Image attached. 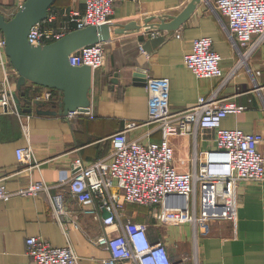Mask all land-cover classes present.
<instances>
[{"label":"crops","instance_id":"crops-1","mask_svg":"<svg viewBox=\"0 0 264 264\" xmlns=\"http://www.w3.org/2000/svg\"><path fill=\"white\" fill-rule=\"evenodd\" d=\"M54 1L40 24L54 31L73 30L75 23L70 22L68 14L73 10L82 12L85 0ZM189 1L116 0L108 23H136L140 28L124 30L104 41V62L100 68L92 69L88 110L72 117L60 113L58 90L55 89V96L45 102L34 100V83L27 82L18 89L15 86L18 72L0 45V81L5 79L7 72L20 104L16 111L0 105V184L10 191H18L20 187L43 179L52 187L49 192L42 191L35 196L13 194L8 200H0V264H35L25 252V237L30 235H41L52 245L69 244L79 256L78 264H106L103 260L109 256L107 248L90 240L104 233H119V224L128 219L146 223L150 240L164 243L176 264H263L264 179L239 182L234 222L226 218L213 219L197 222L196 226L192 222L162 224L151 217L148 207L132 203L124 204L117 223L106 224L102 220V210L97 207L94 212L86 213L67 185L58 183L60 176L70 173L69 166L74 158L81 157L85 161L107 156L113 134L125 122L147 118L145 85L132 80L136 70L140 76L148 73L169 78L170 108L174 111L219 88L218 97H229L246 106L237 113H228L222 118L221 126L260 132L264 137V45L257 46L246 65L238 67L221 85L220 77L198 78L183 64L184 55L192 50L193 40L209 36L213 48L221 55L219 64L224 73L235 65L237 52L227 30L211 9L214 0H200L176 30L148 28L163 17L169 19V15L179 13ZM23 2L0 0V13L9 19ZM160 34L164 35V40L150 52L139 48L150 37ZM3 37L0 32V38ZM255 83L263 87L257 90ZM42 87L37 89L43 91ZM151 128L140 126L128 131L127 135L144 142L158 141V131L147 135ZM170 143L174 150V167L187 171L192 168L194 147L199 153L215 147V132L205 129L196 137L175 135L170 137ZM27 145L33 157L27 161L18 160L16 149ZM257 148L264 155V138ZM55 194L62 196L65 213L61 214V220L77 222V225L70 223L66 232L51 203ZM122 264L133 263L126 260Z\"/></svg>","mask_w":264,"mask_h":264},{"label":"built area","instance_id":"built-area-1","mask_svg":"<svg viewBox=\"0 0 264 264\" xmlns=\"http://www.w3.org/2000/svg\"><path fill=\"white\" fill-rule=\"evenodd\" d=\"M115 2L85 0L82 12L73 10L68 14L70 22L75 23L73 29L108 22L112 18ZM211 9L227 30L232 47L237 52L235 65L224 73L219 64L221 55L213 48V40L209 36L193 40L192 50L184 55L183 64L198 78L220 77L222 85L236 73L238 67L246 65V60L257 46L264 45V0H214ZM65 32L44 28L37 23L31 26L29 42L38 45L58 39ZM0 43L3 44V40ZM139 48L143 50L142 44ZM104 57V41L99 40L74 50L69 54V62L97 69L103 64ZM145 83L147 118L125 122L113 134L112 147L107 156L85 161L81 157L74 158L69 166L70 173L60 176L58 183L67 185L70 194L84 206L86 213L94 212L97 207L108 212L102 218L106 224L117 223L126 203L148 207L151 217L162 224L192 222L196 226L197 222L223 218L234 222L237 218L239 182L264 179V155L257 148L264 138L262 133L221 126L223 117L246 106L229 97H218L217 88L174 111L170 108L169 78L146 73ZM34 86L36 101L48 102L56 94L52 88L42 87V91L37 89L41 86ZM262 87L255 83V89ZM13 93L14 88L6 72L5 79L0 81V105L4 109L18 110L13 104ZM77 112L69 111L65 116L72 117ZM146 125L152 126L147 135L153 130L158 131V141L144 142L140 138L128 137V131ZM22 126L26 131V126ZM205 129L215 132V147L204 153H199L194 147L192 168L178 170L173 164L174 150L170 137L186 134L196 137L199 131ZM16 154L20 161L33 157L29 145L18 147ZM51 188L43 179L20 187L18 191H10L1 183L0 200H8L13 194L35 196L42 191L49 192ZM51 203L65 232L70 223L77 225L73 220L70 223L61 220V214L65 212L60 194L53 195ZM119 225V233H104L90 240L107 248L109 256L103 260L104 263L122 264L128 260L133 264H176L164 243L150 240L146 223L128 219ZM25 244V252L35 264L79 263V256L69 244L52 245L41 235L26 236Z\"/></svg>","mask_w":264,"mask_h":264},{"label":"water","instance_id":"water-1","mask_svg":"<svg viewBox=\"0 0 264 264\" xmlns=\"http://www.w3.org/2000/svg\"><path fill=\"white\" fill-rule=\"evenodd\" d=\"M54 0H24L21 6L9 19L0 13V32L4 36V53L18 72L15 86L21 89L27 82L39 86L53 88L59 91L61 98L60 113L67 115L69 111L84 112L89 107V90L91 88L92 69L83 64L71 65L69 54L83 47V45L101 41H108L113 34L124 30L139 29L136 23L88 25L81 29L65 32L60 38L49 44L31 46L28 42V32L32 24L42 21L47 16ZM200 0H190L183 10L169 19L163 17L152 23L148 28H157L159 31L176 30L191 15ZM147 25V24H145ZM164 40V35L150 37L142 49L150 52ZM136 70L133 74V83L145 85V75L140 76ZM13 101L19 109L17 92L12 94ZM108 212L104 211L103 217Z\"/></svg>","mask_w":264,"mask_h":264},{"label":"bare ground","instance_id":"bare-ground-1","mask_svg":"<svg viewBox=\"0 0 264 264\" xmlns=\"http://www.w3.org/2000/svg\"><path fill=\"white\" fill-rule=\"evenodd\" d=\"M43 21V20H42ZM41 21H39V22H36V23H34V24H32L31 26H33V25H35V24H37V23H40ZM30 29H31V27H30ZM30 29H29V31H30ZM28 34H29V32H28ZM27 34V35H28ZM1 40H3V44H1L0 43V45L2 46V47H4V37L3 38H0V41ZM56 40V39H55ZM52 41H54V40H49V41H47V42H45V43H41V44H38V45H34V44H31L30 42H29V35H28V42L30 43V45L32 46H39V45H45V44H49V42H52ZM144 50V49H143ZM92 69V68H91ZM53 89V88H52ZM80 112V111H79ZM65 116V115H64Z\"/></svg>","mask_w":264,"mask_h":264},{"label":"rangeland","instance_id":"rangeland-1","mask_svg":"<svg viewBox=\"0 0 264 264\" xmlns=\"http://www.w3.org/2000/svg\"><path fill=\"white\" fill-rule=\"evenodd\" d=\"M142 206V205H141ZM143 207H145V206H143Z\"/></svg>","mask_w":264,"mask_h":264},{"label":"trees","instance_id":"trees-1","mask_svg":"<svg viewBox=\"0 0 264 264\" xmlns=\"http://www.w3.org/2000/svg\"><path fill=\"white\" fill-rule=\"evenodd\" d=\"M55 90V89H54Z\"/></svg>","mask_w":264,"mask_h":264}]
</instances>
